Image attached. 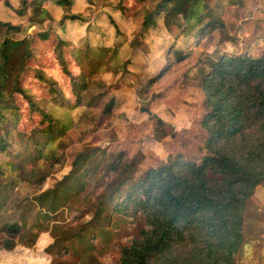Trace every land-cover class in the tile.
<instances>
[{"label": "trees", "instance_id": "trees-1", "mask_svg": "<svg viewBox=\"0 0 264 264\" xmlns=\"http://www.w3.org/2000/svg\"><path fill=\"white\" fill-rule=\"evenodd\" d=\"M11 1L0 0L18 15H27L30 26L39 27L52 19L48 5L67 11L74 2L19 0L13 7ZM85 1L92 6L102 0ZM243 1L150 0V6L141 8L132 41L140 42L162 20L177 25L165 48L167 66L195 57L184 75L197 78L203 91L206 134L198 156L170 154L136 174V162L122 152L103 171L97 170V163L87 166L98 150L91 148L79 153L52 187L41 191L50 169L65 159L57 149L83 106L86 78L119 59L121 42L77 46L53 27L37 31L42 39L54 32L53 49L75 97L71 103L59 82L42 69L32 73L44 85V94L22 83L24 61L33 50L27 37L12 38L19 25L0 19V249L32 245L41 232H48L52 264H237L242 195L252 194L264 182V36L239 52L217 47L207 52L197 44L215 29L226 28L221 16L225 5ZM114 7L123 11L122 0ZM79 19V14L65 12L57 28L61 31L66 21ZM181 37L190 40L175 47ZM63 48L69 49L77 72L66 64ZM118 70L124 75L125 63ZM16 97L38 116L28 131L19 127L23 114ZM115 103L109 99L104 111L110 113ZM155 123L156 131L161 130L164 122L155 117ZM21 184H31L38 192L19 197ZM68 210L75 212L69 219Z\"/></svg>", "mask_w": 264, "mask_h": 264}, {"label": "rangeland", "instance_id": "rangeland-1", "mask_svg": "<svg viewBox=\"0 0 264 264\" xmlns=\"http://www.w3.org/2000/svg\"><path fill=\"white\" fill-rule=\"evenodd\" d=\"M17 7L19 0H13ZM118 0H102L88 6L85 0H74L69 10L47 6L52 19L43 27L30 26L27 15H18L0 2V19L17 24L20 31L12 34L13 39L27 37L33 50L32 56L24 61L22 83L36 94H44V85L33 76L32 69H42L55 78L64 90L68 101L74 103L70 78L64 72L54 52V32L48 39L38 37V30L53 27L58 33L77 46H112L121 42L119 59H112L106 70L86 78L87 89L81 94L83 106L74 115L72 128L57 149L64 155L62 164H55L38 191L52 187L57 180L69 172L77 155L91 148L98 150L86 164L97 163V170L103 171L107 163L119 152L125 159L136 162V174L152 165H157L168 155L182 153L186 157L199 154V146L205 138L202 126L204 115L203 91L195 77H186L184 72L195 57L173 62L170 66L165 58V48L173 41L177 25L159 21L157 27L149 29L140 42L132 41L140 27L141 8L150 6V0H122L124 10L115 8ZM214 0H210L213 3ZM77 13L79 20L66 21L63 30L57 22L65 13ZM222 19L225 29H215L197 44L198 50L245 51L248 46L260 42L264 36V0H244L243 4L225 5ZM112 21L117 24L114 27ZM190 38H179L175 47H181ZM70 70L77 72L74 59L68 48L62 49ZM125 63L124 75L115 71ZM167 66L157 78L160 70ZM116 103L111 112L104 111L109 99ZM21 105L23 117L19 122L21 130L28 131L38 120L35 113L16 97ZM91 103H88V102ZM155 117L164 124L155 129ZM16 195L32 197L38 191L31 184L18 186ZM242 246L236 254L237 264H264V182L252 194H243ZM66 210V209H65ZM75 212L66 211L67 219ZM52 236L41 232L29 246L18 245L12 250L0 249V264H52L55 257L49 245ZM111 260V257L110 259Z\"/></svg>", "mask_w": 264, "mask_h": 264}]
</instances>
